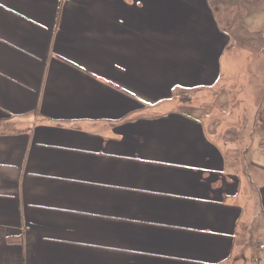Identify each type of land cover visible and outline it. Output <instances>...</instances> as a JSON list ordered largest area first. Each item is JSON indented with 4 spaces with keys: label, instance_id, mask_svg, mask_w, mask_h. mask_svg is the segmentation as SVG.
Listing matches in <instances>:
<instances>
[{
    "label": "crops",
    "instance_id": "obj_1",
    "mask_svg": "<svg viewBox=\"0 0 264 264\" xmlns=\"http://www.w3.org/2000/svg\"><path fill=\"white\" fill-rule=\"evenodd\" d=\"M219 1L0 0V264H264V30Z\"/></svg>",
    "mask_w": 264,
    "mask_h": 264
},
{
    "label": "rangeland",
    "instance_id": "obj_2",
    "mask_svg": "<svg viewBox=\"0 0 264 264\" xmlns=\"http://www.w3.org/2000/svg\"><path fill=\"white\" fill-rule=\"evenodd\" d=\"M219 3L233 10L231 18L234 20L237 19L246 26L250 24L259 30H264V0H222L219 1ZM223 8H225V6H223ZM222 97L224 96H217L216 100L222 101ZM179 98L182 99V102L189 104L206 105L208 103L207 93H204L201 97L183 93Z\"/></svg>",
    "mask_w": 264,
    "mask_h": 264
}]
</instances>
